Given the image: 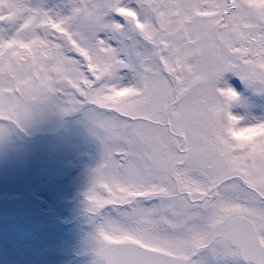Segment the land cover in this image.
<instances>
[{"label": "snow or ice", "instance_id": "obj_1", "mask_svg": "<svg viewBox=\"0 0 264 264\" xmlns=\"http://www.w3.org/2000/svg\"><path fill=\"white\" fill-rule=\"evenodd\" d=\"M65 7L0 0V135L83 113L102 148L93 264H264V139L224 135L243 120L224 74L264 86V0Z\"/></svg>", "mask_w": 264, "mask_h": 264}, {"label": "rangeland", "instance_id": "obj_2", "mask_svg": "<svg viewBox=\"0 0 264 264\" xmlns=\"http://www.w3.org/2000/svg\"><path fill=\"white\" fill-rule=\"evenodd\" d=\"M30 3L33 6L38 5L50 10L53 14L58 12L63 13L67 10L65 7L67 0H30ZM236 78L238 76L234 73L229 72L224 74V79L229 85L232 82L235 83ZM234 79L235 81H233ZM243 83L246 84L245 82ZM232 87L239 94V98L233 103L230 111L234 115L243 118L241 123L247 124L264 120V86L247 84V91L237 90L236 87ZM118 95H124V93L120 92ZM247 125L253 126L252 124ZM7 127V133L2 135V140L4 138L7 139V158H9V161L15 162L18 157H22L25 154L27 161L25 162V159L22 160L20 158L18 163H16L19 169L18 173L14 171L10 172L9 175L17 176L22 173V170H29L31 172L34 169L31 166L33 165L32 162L34 160V163H36V159L44 166V171L38 170L34 177L36 180L33 183L35 188L32 189L33 192L31 194L35 196V199H30V195H25L23 197L25 201L22 204L18 203L19 208L16 211H12L9 207L10 213L15 216L19 213V216L22 217L26 210L28 212L30 211L29 209L34 210L36 208L35 203L31 201L36 200L38 210L47 213L46 219L43 217L38 219L32 217V215L30 217L24 216L19 221H22L21 224L25 225L11 227L10 231L20 232L21 237H24L25 233L30 232L33 238L31 242L21 239V246L23 248H21L22 251L15 252L16 255H19L23 259L21 260L22 263L26 261L31 264H83V261H81L82 263L76 261L73 258V253L69 254V251L73 250V245L74 249L89 246L92 252L88 253L87 251V254H84V259L87 258L84 264H93V260L96 257L89 241L91 234L95 231L98 217L96 219L92 218L90 220L91 223L87 222L86 224H84V219L82 218L88 215L89 203L86 200L85 193L89 188L91 171L101 162L102 148L100 141L90 131V126L84 118L83 113L72 112L63 116V114L58 112L44 111L34 121L24 125L23 128L14 125H8ZM44 129L53 130L50 138L46 136V133L34 135L37 131ZM22 131L27 134L32 133L33 135L26 137L27 141L21 140L20 138L25 137L21 133ZM233 134L235 135V133ZM236 135H239V133L236 132ZM48 141L52 145L51 149L54 154L57 150L56 155H54L57 160L45 154L50 147L47 146L49 145ZM5 142L3 143L6 144ZM43 153L45 155L41 156ZM36 154L39 155L36 156ZM47 163H51L53 166L57 164L58 166L66 165L71 167L74 172L68 179L56 182L50 180L51 178L48 176V169L51 167ZM8 165H10V162L7 160V172L9 168H14L12 166L8 167ZM35 169L37 168L35 167ZM7 177L5 176L3 179L0 177V184L2 181L5 182L7 180V191L20 193V188L26 189V192H29V187L25 186L22 177L19 176L15 179ZM28 181L30 182L31 179ZM43 186H47L49 192L52 191V196H47V190L40 191V189L44 188ZM2 190L0 186V198L7 195L1 194ZM76 206L85 207L87 211L77 210L75 209ZM103 214L109 216L116 215L112 209L104 210ZM80 218L82 221L78 220ZM36 222H38L37 228L31 229L28 227V225ZM5 223L2 226V228H5L4 236L12 241L13 237L11 234L13 233L7 235V219ZM89 248L86 249L88 250Z\"/></svg>", "mask_w": 264, "mask_h": 264}, {"label": "clouds", "instance_id": "obj_3", "mask_svg": "<svg viewBox=\"0 0 264 264\" xmlns=\"http://www.w3.org/2000/svg\"><path fill=\"white\" fill-rule=\"evenodd\" d=\"M222 88L226 84L221 82L219 85ZM226 123H228L226 121ZM238 132L239 135H234L233 132ZM224 135L227 139L237 145H252L255 141L264 139V127L249 126L244 123L231 124L230 128H225Z\"/></svg>", "mask_w": 264, "mask_h": 264}]
</instances>
